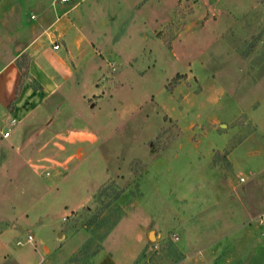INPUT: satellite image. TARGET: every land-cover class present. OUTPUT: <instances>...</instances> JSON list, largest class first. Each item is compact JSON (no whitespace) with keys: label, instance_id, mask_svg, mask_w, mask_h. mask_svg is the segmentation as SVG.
<instances>
[{"label":"rangeland","instance_id":"obj_1","mask_svg":"<svg viewBox=\"0 0 264 264\" xmlns=\"http://www.w3.org/2000/svg\"><path fill=\"white\" fill-rule=\"evenodd\" d=\"M63 2H14L35 25L77 3L68 16L91 40L55 101L0 137L10 255L264 264V0ZM110 182L120 197H96ZM27 234L44 256L15 244Z\"/></svg>","mask_w":264,"mask_h":264},{"label":"crops","instance_id":"obj_2","mask_svg":"<svg viewBox=\"0 0 264 264\" xmlns=\"http://www.w3.org/2000/svg\"><path fill=\"white\" fill-rule=\"evenodd\" d=\"M14 2L0 0V122L3 126L0 137L4 140L10 138L15 128L22 129L31 123L35 111L55 101L64 90L65 83L73 80V63L85 62L84 51L91 40L68 16L77 3L64 7L49 24L35 25L21 23L15 14ZM54 41L58 42L59 48H52ZM22 53L26 55L27 77L18 85L20 71L15 60ZM12 124L14 127L9 136L3 137L2 132ZM21 220L35 223V219L28 217ZM13 227L17 226L13 224ZM5 230L0 232V237ZM30 244L34 246V243ZM38 245L35 244V249L44 256L50 244ZM3 254H8L11 262L22 264L0 241V255Z\"/></svg>","mask_w":264,"mask_h":264},{"label":"trees","instance_id":"obj_3","mask_svg":"<svg viewBox=\"0 0 264 264\" xmlns=\"http://www.w3.org/2000/svg\"><path fill=\"white\" fill-rule=\"evenodd\" d=\"M26 55L25 54H20L19 57L16 58L15 60V63L20 71V79H19V84L20 85L24 79L27 77V65H26ZM180 76V74H176L172 79L171 81L172 82H175L176 79ZM115 183L114 182H110L109 184L101 187L97 194H96V197H99V195H104V194H107V191L111 188L112 191H114V195L112 197V200H116L120 197L121 193H122V189H116L115 188ZM116 189V190H115ZM84 210H87V207L84 208ZM94 218H89V221H93ZM96 253V250H94L92 252V255Z\"/></svg>","mask_w":264,"mask_h":264},{"label":"built area","instance_id":"obj_4","mask_svg":"<svg viewBox=\"0 0 264 264\" xmlns=\"http://www.w3.org/2000/svg\"><path fill=\"white\" fill-rule=\"evenodd\" d=\"M62 1H66V0H62ZM52 48L53 49L59 48L58 42L54 41L52 43ZM13 127H14L13 124L10 125L5 131L2 132V136L3 137L9 136V133L12 130ZM32 241H33V236L31 234H27L26 237L23 240L18 239L15 243L18 244V245H23L24 243H31Z\"/></svg>","mask_w":264,"mask_h":264}]
</instances>
